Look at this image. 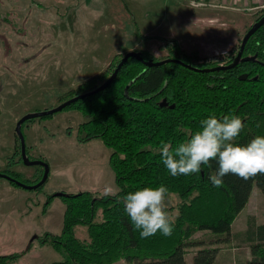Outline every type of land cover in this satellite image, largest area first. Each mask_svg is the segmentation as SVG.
Returning a JSON list of instances; mask_svg holds the SVG:
<instances>
[{
    "label": "rangeland",
    "instance_id": "374dc122",
    "mask_svg": "<svg viewBox=\"0 0 264 264\" xmlns=\"http://www.w3.org/2000/svg\"><path fill=\"white\" fill-rule=\"evenodd\" d=\"M263 12L264 0L230 8L194 5L192 0H0V172L16 171L27 182L41 176L43 166L18 160L17 123L28 114L58 107L69 93L78 96L103 85L115 71L110 67L116 55L146 50L161 61L178 43L188 52L197 51L202 60L227 65ZM85 83L90 85L80 90ZM88 119L69 108L24 123L28 158L45 161L49 175L36 190L0 177V256L20 254L16 264L62 260L60 251L42 241L45 234L62 231L66 205L58 194L100 196L106 184L119 190L112 149L101 139L80 140V125ZM49 196L54 198L46 205ZM179 201L177 193L166 196L174 218ZM250 217L264 222V195L257 187L233 232L247 229ZM75 232L87 237L84 225ZM210 235L199 232L196 238ZM219 246L218 263L237 264L241 253L236 243Z\"/></svg>",
    "mask_w": 264,
    "mask_h": 264
},
{
    "label": "trees",
    "instance_id": "16d2710c",
    "mask_svg": "<svg viewBox=\"0 0 264 264\" xmlns=\"http://www.w3.org/2000/svg\"><path fill=\"white\" fill-rule=\"evenodd\" d=\"M262 18L264 12L256 22ZM169 51L168 58L202 69L222 64L202 60L197 51L188 52L178 43ZM137 52L145 61H159L149 51ZM237 54L226 64L233 63ZM243 56H255L256 60L242 61L231 69L213 72L195 71L177 62L148 66L130 57L108 88L65 108H75L89 117L80 125L79 132L84 133L81 141L101 139L112 149L111 163L121 196L142 187L164 185L168 193H177L180 201L171 236L158 231L141 238L140 231L134 229L123 204L116 198L92 192L63 195L66 211L62 231L59 235L45 234L42 238L64 256L50 264H115L120 261L189 264L187 256L191 248L194 249L192 264H216L221 251L219 244L233 242L241 253L236 258L237 264H264V223L250 217L247 229L232 230L254 188L264 195V175L243 180L228 174L223 177V186L217 188L208 178L218 168L216 160L210 161V167L202 165L199 173L172 176L159 153L162 140L174 148L200 128L201 120L212 114L241 117L245 127L237 137L239 144L246 145L257 135H264V23L247 42ZM123 57L116 55L110 68L115 70ZM243 74L248 75L245 80L241 79ZM86 85L80 86V90ZM68 97L75 95L69 93ZM68 97L62 102L69 100ZM164 99L167 106L161 105ZM1 172L22 180L13 170ZM43 174L44 170L37 180L23 182L36 183ZM53 198L49 196L46 205ZM78 225L86 226V238L77 237ZM199 232L212 235L196 238ZM245 248H249L250 258L245 257ZM19 257L20 254L2 255L0 264H16Z\"/></svg>",
    "mask_w": 264,
    "mask_h": 264
},
{
    "label": "clouds",
    "instance_id": "9594fccd",
    "mask_svg": "<svg viewBox=\"0 0 264 264\" xmlns=\"http://www.w3.org/2000/svg\"><path fill=\"white\" fill-rule=\"evenodd\" d=\"M245 124L241 117L227 114L209 115L200 121V128L184 142L173 145L161 141V162L172 176L199 173L202 165L211 166L216 160L218 168L209 175L214 187L223 186V177L228 174L249 180L258 174L264 175V135H257L246 145L236 142ZM168 189L164 185L142 187L121 196L112 184H106L102 197L116 198L122 203L126 215L141 238H148L158 231L171 236L175 218L167 209Z\"/></svg>",
    "mask_w": 264,
    "mask_h": 264
},
{
    "label": "water",
    "instance_id": "95a60500",
    "mask_svg": "<svg viewBox=\"0 0 264 264\" xmlns=\"http://www.w3.org/2000/svg\"><path fill=\"white\" fill-rule=\"evenodd\" d=\"M263 23H264V18H262L261 21L256 22V23H254L251 26V28L247 31V33L245 34V36H244V38L242 40L240 50H239L235 60L233 61V63H231L229 65H220V66L214 67V68H204V69H202V68H198L196 66H193L192 64L184 63L183 61L177 60V59L168 58V59L161 60V61H156V62L155 61H149L148 62V61L144 60V58L142 57L140 52L132 51V52L127 53L123 57L121 62L118 64L117 68L115 69L114 73L110 76V78L103 85L99 86L97 89H95V90H93L91 92L85 93V94H81V95L75 96L74 98L69 99V100L61 103L58 107H56V108H54L52 110H47V111H44V112H36V113L28 114V115L22 117L19 120V122L16 125V133H17V135H18V137L20 139V142H21V153H22L23 162L25 164H27V165H41V166L44 167L43 177L38 183H36V184H27V183H25L23 181L17 180L15 178L11 177L10 175H8L6 173H2V172H0V177H4V178L8 179L9 181L14 182L15 184H18L19 186L24 187L26 189H30V190H36L39 187L43 186L46 183L47 179H48L49 167H48L47 163L45 161H43V160H39V159L38 160L37 159L36 160H31V159L28 158L26 140H25V136H24V133H23V129H22L24 123H26L27 121L32 120V119L42 118V117H46V116H49V115H53V114H55L57 112H60V111L64 110L65 108H67L71 104L75 103L76 101L85 98L86 96L93 95V94H95L97 92L103 91L104 89L108 88L111 85V83L113 82V80L117 77L120 69L123 67V65L128 61V59L130 57H135L138 60L145 62V64L148 65V66H160V65H162L164 63H167V62H177V63H180V64L186 66L187 68H190L192 70L199 71V72H213V71L231 69L233 67H236L242 61L245 62V61L256 60L255 56L244 57L243 56L244 55V49H245V46H246L247 42L251 38V36L263 25ZM247 77H248L247 74H243L241 76V79L245 80ZM161 105L162 106H167L168 105L166 99H164V101L161 103ZM58 195L62 196V195H66V194H58Z\"/></svg>",
    "mask_w": 264,
    "mask_h": 264
},
{
    "label": "crops",
    "instance_id": "0c3cea01",
    "mask_svg": "<svg viewBox=\"0 0 264 264\" xmlns=\"http://www.w3.org/2000/svg\"><path fill=\"white\" fill-rule=\"evenodd\" d=\"M253 1L250 3V2H245L243 0H192V3H194V5H203V6H212V7H229L230 8V7L236 6L237 3H241V5H245L248 7L249 5H251L253 3ZM232 228L234 229V224H233ZM220 253H221V251H220ZM220 253H219V255H220ZM246 256H247V258H250V252L245 251V257ZM123 263H125V261H120V262L115 263V264H123ZM216 264H226V261H221V263L220 262L218 263V261H217Z\"/></svg>",
    "mask_w": 264,
    "mask_h": 264
},
{
    "label": "flooded vegetation",
    "instance_id": "af4514ba",
    "mask_svg": "<svg viewBox=\"0 0 264 264\" xmlns=\"http://www.w3.org/2000/svg\"><path fill=\"white\" fill-rule=\"evenodd\" d=\"M22 129H23V127H22ZM17 136H18V135H17ZM18 138H19V137H18ZM19 141H20V139H19ZM20 145H21V144H20ZM27 154H28V153H27ZM19 155H20V157L18 158V160H19V161H23V160H22L21 147H20V154H19ZM14 157H15V156H14ZM14 157H13V158H14ZM35 160H36V159H35ZM43 170H44V169H43ZM15 172H16V171H15ZM17 173H18V172H17ZM19 174H20V173H19ZM20 176H21V174H20ZM11 177H12V176H11ZM42 177H43V176H42ZM13 178H14V177H13ZM15 179H16V178H15ZM37 179H38V178H37ZM37 179H35V180H37ZM41 179H42V178H41ZM17 180H18V179H17ZM35 180H34V181H35ZM20 181H23V180H20ZM38 182H39V181H38ZM38 182H36V183H38ZM36 183H33V184H36ZM11 184H15V183H14V182H11ZM31 184H32V183H31ZM62 196H63V195H62ZM60 197H61V196H60ZM31 246H32V245H31ZM29 248H31V247H29Z\"/></svg>",
    "mask_w": 264,
    "mask_h": 264
},
{
    "label": "built area",
    "instance_id": "2783aa9c",
    "mask_svg": "<svg viewBox=\"0 0 264 264\" xmlns=\"http://www.w3.org/2000/svg\"><path fill=\"white\" fill-rule=\"evenodd\" d=\"M243 1H245V2H250V3H251L253 0H243ZM254 1H255V2H260L261 0H254ZM254 1H253V3H255Z\"/></svg>",
    "mask_w": 264,
    "mask_h": 264
}]
</instances>
